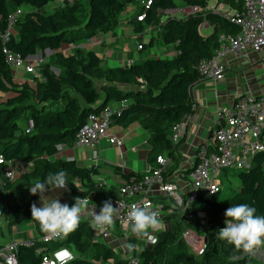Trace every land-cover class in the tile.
<instances>
[{
    "label": "trees",
    "instance_id": "1",
    "mask_svg": "<svg viewBox=\"0 0 264 264\" xmlns=\"http://www.w3.org/2000/svg\"><path fill=\"white\" fill-rule=\"evenodd\" d=\"M50 3L51 11L45 12L43 8ZM177 4L174 0H152L148 8H144L139 0H74L63 4L57 0H0V29L3 30L8 26V16L16 9L31 8L30 12L18 16L9 30L10 39H0V155L4 158L0 167H9L10 162L15 161L25 164L0 187V219H7L8 228L26 219L32 220L30 206L36 203L39 195L29 192L18 198L15 191L30 190L50 172H67L71 200L91 195L94 201H104L117 196L118 185L107 186L99 180L100 164L80 165L75 159L59 157L56 147L62 143L72 145L88 116L99 113L111 105L110 102L126 101L119 114L112 116V122L122 127L137 124L148 132L147 163L150 166L157 165V156L166 155L171 159L169 172L178 169L181 160L178 147L184 136L174 142L171 133L173 127L192 112L190 91L200 78L198 64L215 54L221 35L234 36L239 27L211 12L204 17H167L159 24L157 10ZM131 5L130 22L141 45L138 49L144 52L152 48L157 36L151 35L145 42L144 30L148 26H158L162 42L173 47V54L146 55L129 64L112 66L92 49L79 46V42L110 27ZM233 5L241 8L239 3ZM143 13V20H138ZM204 20L212 27L207 35L199 31ZM5 45L25 59L46 48L52 53L47 61L44 59L37 65L38 75H19L6 61ZM53 67L59 71L55 72ZM190 170L191 167L184 171ZM113 172L121 174L124 182L143 175L123 172L118 165L113 166ZM229 172L237 178L236 186L223 188L221 181L216 194L199 195L185 211L174 206L169 197L155 199L161 206V218L166 225L154 232L156 241L153 244L146 243L144 238L139 241L127 236L129 257L120 256L96 235L89 219L82 217L76 231L66 238L46 243L36 239L32 245H18V263L41 264L42 256L60 247L70 249L75 255L66 264H129L135 259L133 264L254 263L250 253L242 255L243 250L218 239V233L225 226L224 212L230 206L247 204L255 209L256 215L264 216V150L253 156L247 169H224L221 179ZM198 212L205 213L207 225L204 228L198 227ZM187 214H192V218L186 219ZM32 221L39 237L43 232ZM184 227L196 229L205 236L203 254L190 251L180 238ZM5 242L0 240V247Z\"/></svg>",
    "mask_w": 264,
    "mask_h": 264
},
{
    "label": "built area",
    "instance_id": "2",
    "mask_svg": "<svg viewBox=\"0 0 264 264\" xmlns=\"http://www.w3.org/2000/svg\"><path fill=\"white\" fill-rule=\"evenodd\" d=\"M57 1L59 4H63L64 2L72 3L74 0ZM174 1L178 3L176 6L157 10L160 17L159 24L163 22L161 15H165L166 18H186L192 15H202L204 17L205 13L211 12L226 17L239 27L238 33L234 36H220L219 47L210 59L200 60L198 64L199 80L205 82L221 80L224 76V66L219 62V58L227 52L264 51V0H213V3H210V0ZM151 3L152 0H139V4L143 5L144 8H148ZM233 3L241 4V8L233 5ZM22 13V8H18L8 16L7 28L5 30L0 29V39L2 41L10 39L9 30ZM176 13H180L181 17L175 16ZM143 17H145L144 13L138 16L137 19L143 20ZM205 25L209 26L204 20L199 25V29L205 27ZM149 30L150 26L144 31ZM90 41L91 39H88V42ZM140 47L141 45L138 46V48ZM3 53L7 63L13 70L24 71L25 74L35 73V75H38L36 73L38 72L37 61L40 63L44 61L43 56H37L34 58L35 63H31L28 58H23L18 52L12 51L6 45L3 47ZM125 106L126 102L121 101L119 107L108 105L99 113H91L85 124L77 131L72 143L73 148L89 147L90 157L96 161L99 154L97 143L101 138H105L110 144L122 145L119 138L113 134H108L107 131L112 123V116L119 114ZM217 113L218 120L211 130L210 137L197 145L194 152V164L191 166L193 168L188 173L179 169L169 172L168 167L171 164V159L166 155H159L156 157L157 165L150 166L148 164L141 178H132L118 186L117 196H111L106 200H110L113 206L119 205V211L114 218L112 227L104 232L93 228L99 238L107 241H112V239L118 241L119 235L129 236L132 231L131 224L127 222V214L134 203L141 207L150 205L162 220L163 211L159 202L155 199L169 197L174 206L185 211L188 205L199 195L209 197L220 190L224 169H247L249 167L253 156L264 150V93L259 95L240 94L235 97L231 104L217 109ZM184 122L185 117L173 127L171 138L174 142H177L183 136ZM26 132H29V128ZM56 147L58 152L64 149L62 144H58ZM0 157L3 156L0 155ZM65 158L67 160L74 159L71 155H67ZM12 165L13 162H10L9 167L3 169L0 167V173L2 171L0 187L6 178H13L15 171ZM84 197H88L90 200L89 211L84 212L81 218L92 221V211L98 213L103 201H94L91 195ZM67 204L72 206L74 199ZM197 216L199 219L198 227H206L205 213L198 212ZM191 218L192 214H187L186 219ZM149 233V236H144V240L148 244H153L156 241L155 233L151 229H149ZM180 238L186 243L190 251L197 255L203 254L206 243L205 236L196 229L184 227ZM36 239L39 242L46 243L53 238H50L44 232L35 239L22 240L14 237L0 247V264H19L16 257L18 245H32ZM65 249L72 253V258L68 259L67 262L73 260L75 258L74 253L66 247H60L50 254L42 256L41 264H61V258L58 254ZM123 252V255H126L128 253L127 248H124ZM135 262L136 259L130 261L129 264Z\"/></svg>",
    "mask_w": 264,
    "mask_h": 264
},
{
    "label": "crops",
    "instance_id": "3",
    "mask_svg": "<svg viewBox=\"0 0 264 264\" xmlns=\"http://www.w3.org/2000/svg\"><path fill=\"white\" fill-rule=\"evenodd\" d=\"M130 8L132 7H128L120 13L113 20L110 27L103 31H98L90 42L83 40L78 43L79 46L84 49H92L101 59H106V64L112 66L117 63H130L146 55L164 56L165 54H173V47L162 43L160 45L153 44L152 48L146 49L144 52L138 49L139 40L130 22L132 20ZM208 27L212 29L211 26H206L205 28ZM157 28L158 26H150L148 32L151 34L145 33L143 41H145L146 36L158 37ZM161 50L164 53H161ZM38 53L35 56L28 57V59L34 60L37 56H43L44 59L47 57V61L52 51L45 49L44 51H38ZM219 62L224 66V76L221 80L216 82L198 80L191 87L190 96L193 108L192 112L185 116V128L182 132L184 140L178 147L181 157L178 169L181 171L188 169L194 164V152L197 145L210 137L211 130L218 120L217 109L231 104L235 97L240 94L251 93L259 95L264 93V51L227 52L219 58ZM54 69L57 68L53 67ZM20 74L25 73L20 71ZM111 105L119 107L121 102H113ZM107 133L119 138L122 141V145L110 144L104 139L98 141L99 154L96 161L90 157L89 147L80 146L75 149L72 145L63 143L64 149L58 152L57 156L65 158L67 155H71L80 165H91L93 163L101 165L102 163L99 159H102L103 165L100 167L101 175L99 180L103 181L107 186L111 184L119 186L124 182L121 174L113 172V166H120L123 172L145 173L148 166V132L137 124L122 127L112 122ZM145 134L147 137H145ZM184 163L186 167H183ZM12 166L13 169L15 168L14 171L18 172L22 168L17 166H23L24 168V162L15 161ZM44 195L45 197H57L62 204H67L71 201L69 191L64 189L50 188ZM16 196L23 198L26 194L20 190ZM36 205L37 207L41 206L40 195L37 197ZM7 222L4 217L0 219L1 241L8 242L14 237L28 240L35 239L38 236V230L32 220L26 219L9 228L6 226ZM254 258L256 261L251 264H264V251L255 253Z\"/></svg>",
    "mask_w": 264,
    "mask_h": 264
},
{
    "label": "clouds",
    "instance_id": "4",
    "mask_svg": "<svg viewBox=\"0 0 264 264\" xmlns=\"http://www.w3.org/2000/svg\"><path fill=\"white\" fill-rule=\"evenodd\" d=\"M3 157H0V163ZM67 172L60 170L48 173L43 181H38L30 188V193L40 195L41 206L37 207L34 202L30 206L31 219L50 238L63 239L76 231L79 227L81 216L89 211L88 197H76L74 204H62L57 197H45L51 189L68 190ZM119 211V205L113 206L110 200L102 202V207L97 213L92 211V227L100 232H104L114 224V218ZM224 216L225 226L219 230L218 239L226 241L237 250L252 253L264 246V216L255 214V209L247 204H237L228 207ZM127 222L131 224L132 233L138 236H149V229L153 232L161 229L163 224L157 212L152 210L150 205L141 207L132 204L131 210L127 214ZM133 248L134 245H129ZM61 264H66L72 258V253L67 249L58 254Z\"/></svg>",
    "mask_w": 264,
    "mask_h": 264
},
{
    "label": "rangeland",
    "instance_id": "5",
    "mask_svg": "<svg viewBox=\"0 0 264 264\" xmlns=\"http://www.w3.org/2000/svg\"><path fill=\"white\" fill-rule=\"evenodd\" d=\"M83 2H85V0H83ZM210 3H213V0H210ZM52 5V3H50V4H48L45 8H43V10L45 11V12H49V11H51V9L52 8H49L50 6ZM130 7H132L133 8V6L131 5ZM30 10H31V8H28V7H22V11H23V13H25V12H30ZM175 16H177V17H181V14L180 13H176L175 14ZM165 19H166V16L165 15H161V20L162 21H165ZM206 26H208V25H205V27ZM205 27H203V28H200L199 29V31H200V33L201 34H203V35H207V34H209L211 31H212V29L210 28V27H208V28H205ZM157 32H159L158 33V37H157V39H156V42H155V44L156 45H160V43H162V44H164L163 42H162V39H161V31H160V28H157ZM145 33H148V34H151L150 32H145ZM149 39H150V37H148V36H146L145 37V42H148L149 41ZM161 53H164V51H162L161 50ZM39 54V53H38ZM44 55V54H43ZM46 59H47V57H46ZM45 59V60H46ZM29 61L31 62V63H35L34 62V60L33 59H29ZM108 61H110V60H108ZM107 61V63H109ZM40 62L39 61H37V64H39ZM16 71V73L17 74H19L20 75V71L19 70H15ZM54 71L55 72H58V70L57 69H54ZM36 73H38V72H36ZM22 75H25V76H27L26 74H22ZM113 102H110L109 104H112ZM145 137H147V135L145 134ZM106 140L105 138H101L100 140ZM99 140V141H100ZM147 143H149L148 141H147ZM76 149V148H75ZM99 161L102 163L101 165H103V161H102V159H99ZM18 168H23V166H17ZM183 167H186V164L184 163L183 164ZM107 170H110L109 168H106ZM14 170H15V168H14ZM222 183H223V188H226V187H230V186H236V183H237V178L234 176V175H232L231 174V172H229V174H228V176L227 177H223L222 178ZM20 190H21V192H25V194L27 195L29 192H30V190L29 189H19V190H17V191H15V194H17V193H19L20 192ZM89 221V223L90 224H92V221L91 220H88ZM161 222H162V224H163V226H165L166 225V222L164 221V220H161ZM19 224V223H18ZM130 235L131 236H134V237H136L137 239H139V241H141L143 238H144V236H138V235H136V234H134V233H130ZM104 242L105 243H107L109 246H112L114 249H116V252L120 255V256H128L129 254L128 253H126V255H123L124 254V252H123V250H124V248H127L128 249V245H127V236L125 237L124 235H120L119 236V239H118V241L117 240H115V239H112V241H107V240H105L104 239ZM140 243V242H139ZM141 244V243H140ZM264 251V246H262V247H260V248H258L257 250H255L254 252H252V253H250L253 257H255V253H261V252H263ZM247 252H242V255L243 254H246ZM77 256H78V254H77ZM130 256V255H129ZM128 256V257H129ZM255 259V258H254ZM255 261H256V259H255Z\"/></svg>",
    "mask_w": 264,
    "mask_h": 264
},
{
    "label": "water",
    "instance_id": "6",
    "mask_svg": "<svg viewBox=\"0 0 264 264\" xmlns=\"http://www.w3.org/2000/svg\"><path fill=\"white\" fill-rule=\"evenodd\" d=\"M47 50H49L50 51V49L49 48H46ZM35 56V55H34ZM29 57H31V56H29ZM193 167H191V169H192Z\"/></svg>",
    "mask_w": 264,
    "mask_h": 264
},
{
    "label": "bare ground",
    "instance_id": "7",
    "mask_svg": "<svg viewBox=\"0 0 264 264\" xmlns=\"http://www.w3.org/2000/svg\"><path fill=\"white\" fill-rule=\"evenodd\" d=\"M65 51V50H64Z\"/></svg>",
    "mask_w": 264,
    "mask_h": 264
}]
</instances>
